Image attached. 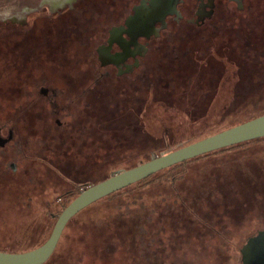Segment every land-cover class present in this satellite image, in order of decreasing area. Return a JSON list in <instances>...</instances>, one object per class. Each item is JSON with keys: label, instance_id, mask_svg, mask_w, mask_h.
Returning a JSON list of instances; mask_svg holds the SVG:
<instances>
[{"label": "flooded vegetation", "instance_id": "1", "mask_svg": "<svg viewBox=\"0 0 264 264\" xmlns=\"http://www.w3.org/2000/svg\"><path fill=\"white\" fill-rule=\"evenodd\" d=\"M149 1L41 0L39 7L42 8L39 9H44L46 17L35 15L39 10L32 7H22L20 15L11 16L10 30L6 32L10 45H4V51L10 52V57L3 60L0 79L8 86L7 97L10 99L22 94L33 99L21 117L26 119L28 129L31 128L30 118L45 121L44 136L52 135L49 143L45 142L46 148L53 140L72 135L71 126L60 118L74 114L68 112L69 107L57 106L58 94H65L66 103L74 105L77 111L79 106L82 107L79 102H83L79 115L93 120L88 130L93 138L91 144L96 138V130L103 127H114L117 133H126L118 123L107 124L105 116L106 113L110 115V110H123L124 121L132 129L138 128L142 119L135 125L129 113L135 110L138 116L141 115L142 101L146 100L144 92L166 95L170 105H181L180 102L186 101L194 105L206 99L208 94L203 81L213 78L218 84L226 62L231 61L240 79L231 93L239 86L262 83L264 73L256 69L260 61L254 55V37L259 36L255 35L254 43L250 44L251 31H242L244 26L259 27V21L254 19L259 0H179L176 12L166 14L163 21H155L153 32L146 36L132 30L129 19L137 11L146 10ZM32 16L34 20H31ZM220 26L224 28L217 35L218 45L203 55L210 56V62L192 61L199 33H205L201 38L206 40L210 36L211 39V34ZM230 26L235 30L231 31ZM194 75H198L200 85L198 90L190 93V100L185 91ZM39 100L43 101L40 105L37 104ZM190 107L191 104L180 109L178 115L188 116ZM94 122L98 124L97 129ZM2 127L0 136L7 138L10 133L11 138L0 148L10 144L15 135L14 124L7 128L5 136ZM100 139L103 143L110 136L101 133L96 140ZM2 159L0 182L3 184L10 175L26 178L33 174L16 169L9 158ZM63 179L73 181L67 177ZM263 229L256 230L245 243ZM239 261L241 264V255Z\"/></svg>", "mask_w": 264, "mask_h": 264}, {"label": "rangeland", "instance_id": "2", "mask_svg": "<svg viewBox=\"0 0 264 264\" xmlns=\"http://www.w3.org/2000/svg\"><path fill=\"white\" fill-rule=\"evenodd\" d=\"M40 1L0 0V52H2L0 75L4 69L3 60L10 55V52L4 51V45L6 43L10 45V37L6 35V32L10 30L11 16L20 15L23 11L22 7H32L39 10L35 15L46 17L47 13H44V9H39ZM34 19L35 17L32 16L31 20ZM223 28L220 26L211 34V39L208 36L205 40L201 38L205 37V33H199L192 61L210 62V56L203 57V55L210 49L213 51L218 45L217 35ZM229 29L235 30L231 26ZM202 57L203 59L200 60L199 58ZM213 57L218 58L217 55ZM230 62H226L225 71L218 84L213 78L208 82L203 81V84L206 83L204 88L209 97H227L240 80ZM171 65L175 66L174 62ZM199 85V77L194 75L189 88L185 91L190 100V93L198 90ZM7 87L0 79V126H3L2 134L5 136L7 128L14 124L15 135L10 144L0 148V159L9 158V161L13 162L16 169L20 171L30 174L42 172L44 175H54L59 181L67 177L72 179V182L77 180L74 182L77 184H92L124 170L125 167H121L123 163L146 149L139 141L133 140L122 132L114 131V127H103L98 131L96 122H94V128L97 129L96 138L90 144L93 138L88 130L93 120L79 115L83 102H79L82 107L79 106L77 111L74 105L66 103L65 94H58L56 104L59 108L69 107L68 112H73L75 117L69 115L60 118L61 121L67 122V126H71L72 135L66 134L70 138L53 140L51 146L46 148L45 142L49 143L48 139L52 135H46L48 138H45V121L37 122L35 118H30L31 128L28 129L25 124L26 119L21 117L24 109L29 107L32 98L22 94L10 99L7 97ZM42 103V100L37 102L38 105ZM180 104L152 106L147 103L141 115L138 116L135 110L129 114L133 124L136 125L137 120L146 118L151 110L159 109L166 119L175 122L179 119V110L188 108L191 102H180ZM12 112H14L13 115ZM191 123L189 126L192 131L194 121ZM101 133L105 137L110 136V139L104 140L103 143L101 139L96 140ZM180 138L181 136L177 137V140ZM258 148L260 147L234 148L216 156L202 158L188 166L186 175L178 182L188 206L186 213L188 222L185 224L187 236L182 239L174 236V230L172 231L168 220L165 219L163 222L161 217L158 218L156 226L159 233H155L153 244L145 252L149 264H160L161 260L163 264H239V249L256 230L264 228V195L261 190L264 189V173L262 174L259 166L261 162L264 163V154L261 148L258 153ZM2 182L0 184H3ZM1 218L8 220L6 212L0 211ZM26 232L28 230L21 228L12 231L11 234L16 237L12 239L9 237L8 243L15 242L12 247L23 246L25 244L23 236ZM0 234H5V238L8 237L10 226L1 227ZM10 246L5 245V247ZM78 252L79 249L72 256H75L79 264L83 262L85 264H129L112 247L106 252H101V256L93 260L88 257L87 252Z\"/></svg>", "mask_w": 264, "mask_h": 264}, {"label": "trees", "instance_id": "3", "mask_svg": "<svg viewBox=\"0 0 264 264\" xmlns=\"http://www.w3.org/2000/svg\"><path fill=\"white\" fill-rule=\"evenodd\" d=\"M254 15L255 21H259V27L244 26L242 31H251L250 44L254 43L255 35L260 37H254V55L260 61L256 69L263 74L264 0L258 1ZM262 80V83L239 86L227 97L216 96L211 99L207 96L199 103H191L188 116L179 115L175 122L166 119L159 109L151 110L142 119L140 126L132 129L124 121L123 110H110V115L106 113L105 116L107 124L118 123L125 129L126 136L135 140L137 135V140L146 148L121 167H125L124 170L131 168L264 114V76ZM143 98L147 100L142 101L143 109L147 103L152 106L171 104L170 98L163 94L155 96L148 91L144 92ZM192 121L194 126L191 131L189 125ZM179 136L181 138L177 140ZM245 146H258L264 154V137L175 164L88 205L68 221L54 252L44 264H79L75 256H72L78 249V253L87 252L88 257L93 260L110 247L129 264H149L145 252L153 244L155 233H159L156 226L158 218L161 217L163 222L168 220L174 236L179 239L187 236L185 224L188 222V206L178 182L186 175L188 166L202 158ZM148 147L150 148L147 149ZM259 166L263 174L264 163L261 162ZM10 176L5 184H0V211L6 212L8 216V220L0 219V228L10 226L8 237L0 234V251L14 253L29 251L42 245L65 207L82 190L95 184H77L65 179L59 181L54 175H44L42 172H35L26 178ZM104 179L106 178L102 180ZM261 190L264 195V189ZM19 228L28 230L23 236L25 244L12 247L15 242L8 243V238L16 237L11 233Z\"/></svg>", "mask_w": 264, "mask_h": 264}, {"label": "water", "instance_id": "4", "mask_svg": "<svg viewBox=\"0 0 264 264\" xmlns=\"http://www.w3.org/2000/svg\"><path fill=\"white\" fill-rule=\"evenodd\" d=\"M178 1L150 0L146 10L137 11L135 16L129 19L132 20L131 29L147 36L153 32L155 21H163L166 14L176 12ZM263 137L264 114L117 172L82 190L58 216L48 239L42 245L25 252L0 251V264H44L54 252L68 221L88 205L175 164ZM10 138V133L7 138L0 136V145L3 146ZM239 253L241 264H264V229L250 237Z\"/></svg>", "mask_w": 264, "mask_h": 264}]
</instances>
